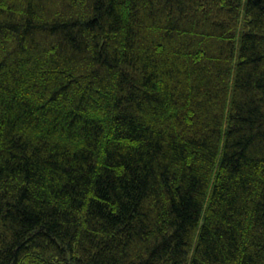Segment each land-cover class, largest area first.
Returning <instances> with one entry per match:
<instances>
[{
    "label": "trees",
    "instance_id": "trees-1",
    "mask_svg": "<svg viewBox=\"0 0 264 264\" xmlns=\"http://www.w3.org/2000/svg\"><path fill=\"white\" fill-rule=\"evenodd\" d=\"M0 264H264V0H0Z\"/></svg>",
    "mask_w": 264,
    "mask_h": 264
}]
</instances>
